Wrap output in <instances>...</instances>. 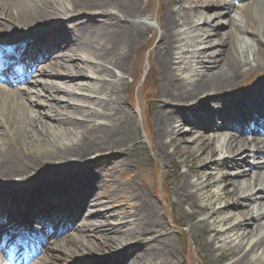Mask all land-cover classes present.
Returning <instances> with one entry per match:
<instances>
[{
    "label": "bare ground",
    "instance_id": "6f19581e",
    "mask_svg": "<svg viewBox=\"0 0 264 264\" xmlns=\"http://www.w3.org/2000/svg\"><path fill=\"white\" fill-rule=\"evenodd\" d=\"M66 3L67 7L60 10L65 16H61L56 0H0V46L26 37L18 45L19 50L23 48L18 67L9 63L8 57L0 60V223L7 221L10 232L17 230L20 240H28L26 245L14 248L8 264H119L116 257L95 259L93 253L111 243L117 257L125 261L129 256L127 248L119 247V240L125 236L136 241L153 236L154 244L145 245L124 264H166L169 258L162 260L155 247L165 246L164 239L154 233L160 218L158 208L132 184L123 162L119 160L113 170L106 172H96L93 161L77 167L91 155L101 157L108 152L113 158L112 153L132 141L134 121L122 108V98L112 80L116 72L123 73L127 68L134 30L145 27L142 0ZM165 5L170 9L159 19L155 47L159 95L184 110L158 107L154 150L162 153L164 161L181 156L183 164L188 162L195 182L184 177L173 195L194 210L192 217L209 216L199 221L213 234L206 253L226 252L230 264H264V235L242 243L248 234L264 226V133L254 129L264 112V74L255 86L234 90L246 66L264 72V0H167ZM217 7L223 11H206ZM234 11L241 16L240 22L221 20L224 14ZM214 18L220 19L219 24H209ZM226 25L228 29L223 34L213 29ZM240 28L253 37L250 45L244 42L243 50L236 35ZM212 35L218 40L209 39ZM30 40L35 41V46L29 52ZM57 49L58 54L50 55ZM61 50H65L64 54ZM9 52L18 56L17 50ZM76 52L92 58L96 62L94 72L101 76L96 85L83 84L89 99L93 98L88 105L95 110H83V101L73 96L75 79L92 75L86 69L77 74L76 65H64L58 60L72 62ZM188 54L195 63L193 67L184 63ZM174 58L182 59L181 68H173ZM37 68L40 70L33 74ZM154 104L156 107L161 102ZM141 117L144 121L143 112ZM182 125L198 133L189 145L180 134ZM206 130L210 133H204ZM165 137L173 148L172 155L165 153ZM217 154L222 156L221 161H214ZM205 168H212L220 179ZM47 169V173L36 174ZM231 175L235 179L229 178ZM250 175L253 183L244 187L249 181L241 177ZM218 182L222 187L217 193L206 190ZM93 192L100 199L96 204L88 200ZM221 197L227 209L213 212ZM68 209L74 212L71 220L64 219L57 228L51 223L42 232H27L24 222L29 216L37 220L48 210L54 216H66ZM247 221L253 222V230H245L246 223L241 222ZM72 222L81 228L77 235L68 232ZM234 236L230 243H237L231 249L224 242L214 249L215 241ZM53 250L61 255L53 254ZM39 252L41 258L37 257ZM3 253L8 255L6 250Z\"/></svg>",
    "mask_w": 264,
    "mask_h": 264
},
{
    "label": "rangeland",
    "instance_id": "374dc122",
    "mask_svg": "<svg viewBox=\"0 0 264 264\" xmlns=\"http://www.w3.org/2000/svg\"><path fill=\"white\" fill-rule=\"evenodd\" d=\"M167 0H142V9L144 10V24L145 27L138 26L133 34H132V40H133V48L129 55V61L126 70L123 73H117L116 78H114L112 81L116 86L117 94L122 98V108L124 109L125 113L130 115V117L134 121L133 131L134 135L132 138V141L127 144L126 148L120 149L117 153H112V155H115L113 158H109L110 154L107 152L105 154L102 153L100 155L101 157H98V155H91L86 157L83 161L77 164V167L83 163L95 162V165H91L93 168L96 169V172L98 170H101L102 172H106V170H113L115 167L116 162L119 160L123 162L125 167L128 170L130 179L132 180V184L135 185L137 188L141 190V192L148 197L158 208L160 218L159 222H156L154 233L156 236H160L164 239L165 246L161 248L159 245H155L156 248H158V252L160 254V258H163L164 260L166 257L169 258L166 264H230V260L226 257L227 253H221L220 251L209 255L206 253V247L207 244L210 242L211 238L213 237V234L208 233V226H202L199 224L200 220L208 219L209 216H196L192 217L194 214V210L187 204H183L178 197H175L173 195V192L179 184H181L184 177L188 178L191 182H195V179L193 176L189 174L188 170V162L187 164H183V157L181 156H173V158L170 161H164L162 159V153H157L154 150V143H153V136H154V118L156 116V112L159 110L158 107H169L171 109H174L175 107L184 110L183 106L177 105L173 102H171L169 99L164 100L160 97V82H159V76H158V69L156 64V50L155 47L158 43L159 39V19L160 17L166 12V9H170L165 5V2ZM218 1V0H217ZM228 1V0H227ZM57 4L60 6L58 7V14L61 16L64 15V11L61 7H67L66 0H56ZM196 7L199 6L198 3H195ZM200 7V6H199ZM61 8V9H60ZM195 8V7H194ZM208 13L214 12L216 14L221 13L223 11L222 8H210V10H206ZM92 14L99 15V11H92ZM95 15V16H97ZM65 16V15H64ZM120 18V16H118ZM229 18L233 19L235 22H240L241 16L238 14V11L229 12L227 15L224 14L221 17V20H228ZM64 17H61V20H63ZM60 20V21H61ZM218 18H214L213 21H211L213 24L217 23L219 24ZM206 27V26H205ZM228 26H215L213 27L214 30H216L219 34H223L228 28ZM236 35L241 40L242 44L241 48L243 50V46L246 43V45H250V40H252V36L246 33L242 28L236 30ZM25 38H21L23 40ZM209 39H215L216 41L217 36H210ZM245 42V43H244ZM241 44V43H240ZM241 50V53H242ZM60 50H54L52 54L55 55L58 54ZM190 51H195L190 48ZM199 52L203 51L202 49L198 50ZM61 54H64L65 50H61ZM76 60L72 62H68L65 58H59L60 62L64 65H76L77 69L75 72L77 74H80L82 72V69L87 70V74H91L92 77L90 78H76L74 86V94L73 96L76 98L81 99L83 101L80 106H82L83 110H95L96 108L92 105H88V103L92 102V99H89L88 92L83 86V84L86 83H92L93 85H96L100 82L101 76H98L94 70L96 66V62L90 58L88 55H83L80 52H76ZM188 59L185 60L184 63H187L193 67L195 65L194 62H192V56L191 54H188ZM179 57V56H178ZM181 58H174V65L173 68H181L183 65V61L181 62ZM78 65V66H77ZM93 69V72H92ZM40 69L37 68L36 72L33 74H37V72ZM264 74L263 71L258 70L255 66H246L242 69V75L238 79V87L234 88V90H238L237 92L241 91L243 87H250L255 86L257 84V81L261 78ZM96 76L98 77L96 80ZM36 79L40 78V76H34ZM248 80V82H246ZM54 81V80H53ZM251 83L250 85H247L248 83ZM120 86H118V84ZM17 87L26 88L23 86V84H16ZM29 86V85H26ZM65 88V87H61ZM240 88V89H239ZM39 92V88L36 87ZM157 95H154V93ZM39 94L42 93L39 92ZM61 96V95H60ZM160 100L161 104L156 105L154 102ZM143 112L144 121L142 120L141 113ZM43 121H47V119H43ZM49 122V121H48ZM50 123V122H49ZM180 134L185 136L186 144L189 145L190 141H193L197 136L198 133L196 130L192 129L191 127H187L182 125L180 127ZM191 131H190V129ZM206 134H209L210 131L206 130L204 132ZM219 133H226L225 130H220ZM63 143L67 144L68 142L66 140H62ZM163 145L165 149V153L168 155H172V146L169 144V138L165 137L163 139ZM250 151V150H246ZM105 158H108L105 159ZM225 158V157H224ZM98 159L99 162H98ZM227 159V158H225ZM222 156L217 154L214 156V161H221ZM98 163V164H96ZM207 163V162H206ZM205 167V165H204ZM203 169V168H201ZM223 169V168H222ZM50 169H47L45 171L37 172L36 174L48 172ZM207 171L213 172V176L217 179H220L218 173L216 171H213L212 168H205ZM219 170V169H218ZM220 171V170H219ZM224 171V170H223ZM229 171H224L226 173H229ZM68 172V171H66ZM72 172V170H71ZM34 173V172H32ZM65 173V172H64ZM70 173V172H69ZM178 175V176H177ZM234 175H231L229 178H233ZM240 178V177H239ZM241 178H248L247 183L244 184V187L250 186V184L253 183V180L251 178V175L249 177L243 176ZM240 178V179H241ZM175 179V181H173ZM91 183V182H90ZM219 185H214L213 187H208L206 190L210 192L217 193L219 189H221L222 185L221 182H218ZM249 184V185H248ZM228 190L231 191V187H228ZM1 191V190H0ZM99 192V191H97ZM95 192L92 193V195L88 198V200L94 204L100 201V199L97 197V194L94 195ZM206 194L202 193L201 197L206 198ZM223 197V195H222ZM221 197V198H222ZM91 198V199H90ZM216 201V197L211 200L212 203ZM224 199L222 198L220 201V204L216 202L213 212H217L218 210H224L227 208H224ZM103 203L106 202H102ZM105 205V204H104ZM241 207V206H238ZM241 208H236V210H239ZM1 213V211H0ZM210 213V212H209ZM208 213V214H209ZM226 213V212H222ZM256 212L254 211L253 214ZM263 211L260 210V214H262ZM2 215V214H0ZM225 215V214H224ZM262 219H264V214H262ZM228 216V215H225ZM103 221L104 219H98V221ZM109 222L114 223L112 219H108ZM245 224L246 229L245 230H253V222H250V224L247 222H241ZM72 231L68 230L70 234H76L78 231H80L81 228L78 224H73L72 222ZM98 228L99 226L96 225ZM40 231V229H38ZM85 230V228H84ZM91 234V233H90ZM154 235V236H155ZM264 235V226H261L258 228V230L253 231L251 234H248L246 238L243 240V244L246 243V241L253 238V240L258 239V237ZM232 236V235H230ZM90 238L92 236L90 235ZM228 238H223L221 241H215L213 243L214 249L218 250L222 245H226L227 249H231L234 244L237 243H230L232 240L236 238V236ZM54 239H49L50 242H53ZM123 239V240H122ZM120 241L119 247H125L127 248V253H129V256L125 259V261H121L123 257H117L118 252H116L114 249L115 246L111 243L105 244L106 246L102 249L96 250L93 255L95 259H104L107 258L108 260L112 257H116V261L119 264H124L125 262L128 263V257L131 255H135L137 252L145 249V245L147 244H154L152 243L153 236L142 238L141 241H136V239L130 240L129 236H125V238H122ZM224 242V244H223ZM52 244V243H51ZM109 248V249H107ZM124 248V249H125ZM108 251H110V255L107 256ZM60 256L61 252H55L53 250V254ZM222 255V258L220 257ZM39 258L42 257V253L39 252L38 256ZM257 259L260 258V251L257 253L256 256ZM68 262H62L59 264H71ZM161 263V260H159ZM151 264V263H150ZM153 264V263H152ZM154 264H157L156 262Z\"/></svg>",
    "mask_w": 264,
    "mask_h": 264
}]
</instances>
